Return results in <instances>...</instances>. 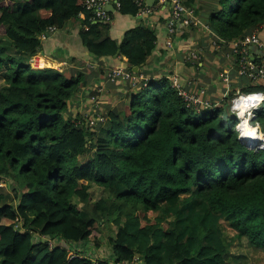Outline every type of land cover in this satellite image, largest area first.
Segmentation results:
<instances>
[{"label":"trees","instance_id":"16d2710c","mask_svg":"<svg viewBox=\"0 0 264 264\" xmlns=\"http://www.w3.org/2000/svg\"><path fill=\"white\" fill-rule=\"evenodd\" d=\"M84 1L0 0V183L14 184L10 202L0 193V264H246L231 252L242 242L256 253L249 264H264V139L243 144L229 110L233 96L264 92V82L237 77L222 106L198 112L165 77L124 81L102 120L71 116L92 71L33 69L49 28L76 21L88 56L124 58L133 75L157 39L144 24L112 39ZM219 1L208 25L222 41L264 25V0ZM119 13L137 9L121 0ZM250 125L264 137V102ZM92 186L105 194L94 203ZM110 218L103 255L100 226Z\"/></svg>","mask_w":264,"mask_h":264},{"label":"crops","instance_id":"0c3cea01","mask_svg":"<svg viewBox=\"0 0 264 264\" xmlns=\"http://www.w3.org/2000/svg\"><path fill=\"white\" fill-rule=\"evenodd\" d=\"M182 1L192 11L197 22V25L189 28L186 33L168 36L164 27V22L168 17V10L166 8H158L155 0H147L146 6L149 12L146 16L143 15V17L121 15L119 11L114 10L112 6L108 5L106 10L111 14L112 18L108 34L112 39L120 42L126 31L137 27L139 24L154 28L157 38L155 48L143 68H138L136 71L137 83L147 78L159 79L161 77H165L170 81L173 76H176L180 88L184 92L196 96L200 101V104L195 109L197 111H209L224 104L227 95L232 90L238 89L236 84L239 80L232 69L234 65L232 50L226 46L220 50L214 48V44L222 40L208 25V19L219 9L220 1ZM75 25H69L66 29L57 34L53 33L52 37H49L45 44V49L40 53L43 56L38 55L42 63L61 65L69 63L68 69H70V65L73 66L72 69L79 67L83 69V62H89L95 67L96 71H102L101 74L100 72L96 73L100 75L99 78H101V75L107 69L119 67L125 69L127 67L124 58L111 61L108 58L95 60L91 56H88L78 40ZM257 39L260 45H253L249 48L251 56L256 61L264 57V25L257 29ZM168 42L171 43L170 46H168ZM57 55H59L58 58L56 57ZM190 57L194 59L191 60ZM229 69L232 72L230 82L223 84L219 79V75ZM96 74L93 75L95 78H97ZM93 83H96V80ZM112 84L115 85V91L121 92V87H116L121 83ZM252 84L255 85L256 82H252ZM131 85L134 87L133 84ZM96 86L97 84L94 85V88ZM98 88H101V86L99 85ZM107 92L109 93V90ZM77 98L73 100V106L76 104ZM73 106H70L71 109Z\"/></svg>","mask_w":264,"mask_h":264},{"label":"built area","instance_id":"2783aa9c","mask_svg":"<svg viewBox=\"0 0 264 264\" xmlns=\"http://www.w3.org/2000/svg\"><path fill=\"white\" fill-rule=\"evenodd\" d=\"M130 1L137 9V16L143 17V15L146 16V14L149 12L146 6L147 0ZM155 2L158 8H166L168 10V17L164 22L165 31L168 36L181 35L186 33L192 26L197 25L194 14L184 5L182 0H155ZM108 5L112 6L114 10L119 11L121 7V0H85L83 9L87 12L88 20L92 23L110 24L112 18L111 14L106 10ZM78 17L83 19L85 18V14L81 13ZM49 30L51 32L50 34L55 32V28H49ZM167 44L170 46L171 43L168 42ZM253 45H260L257 39V30L240 40H234L228 43L219 40L217 44H214V48L220 50L222 47L226 46L232 50V60L234 62L232 69L238 78H246L252 82L263 81L264 57L256 61L251 56L249 48ZM31 59L34 67H41L39 61L40 58L38 55H35ZM190 59L193 60L194 58L190 57ZM106 71V79L110 82L121 83L120 81H129L134 86L137 83L136 76L124 68H110ZM231 73L232 72L229 69L219 75V79L223 82V84H228L230 82ZM169 82L171 87L178 90L179 95H181L187 106H193L196 108V106L200 104V101L196 96L190 95L180 88L178 78L176 76H173ZM252 97H264V92H257L253 94L239 93L233 96V98L230 100V112L235 114L240 119V121L243 119L248 123L250 119L254 118V112L264 102V99H252ZM254 128L259 127L256 125Z\"/></svg>","mask_w":264,"mask_h":264},{"label":"rangeland","instance_id":"374dc122","mask_svg":"<svg viewBox=\"0 0 264 264\" xmlns=\"http://www.w3.org/2000/svg\"><path fill=\"white\" fill-rule=\"evenodd\" d=\"M235 6H237V3L233 6V11L235 10ZM228 7H230L229 3L227 4V8ZM75 22L76 21L70 22V25L77 24ZM40 53L41 52H39L37 55H41ZM41 56H43V55H41ZM58 56L59 55H57L56 57L58 58ZM51 58H53V57H51ZM31 60L32 59H30L28 63L32 68H34L36 70L52 69V70L57 71L59 73H63L64 71H66V69L69 68V66H68L69 63L68 64L65 63V65L64 64L61 65V64H53V63L46 64L45 62L42 63L41 67L36 68L33 66ZM83 63H84V65H83L84 70H85V68H87L88 70H92V72H87V76H86L88 79V82H90V85H88L84 90H82V93L80 95H78L76 104L73 106L72 109H70V112H71L70 115L74 116L77 114L86 120H91L94 117H96L97 120H102L104 117H101V116L103 114L105 115L109 108L115 107L116 104L119 102L120 97L118 98L116 96V94H118L119 92L115 91L116 88H115V85L112 84L113 82H110L106 79L105 74L107 71H105V73L101 75V78H99L100 75L96 74L98 71L95 70V67H93V65L91 63L85 62V61ZM72 68H73V66L70 65V70H74ZM95 74L97 75V78H95L93 76ZM94 80H96V83L91 82ZM120 82L123 83L124 81H120ZM116 83H118V82H116ZM94 84H97V86L100 85L101 88H99V90H102V91H101V93L94 95V97H91V96H93L92 95L93 89L98 90L97 86L94 88ZM2 86H4V84H3V79L1 78V75H0V88H2ZM121 89H122L121 90L122 93H124L125 92L124 91L125 84H122ZM107 90H109V93L107 92ZM209 111H211V110H209ZM238 125H239V123L236 124L235 130L239 132V140L241 142H247V139L243 138V135L240 137L243 130L241 128L242 126L240 127L241 124L239 126ZM253 127H255V126H253ZM251 129L254 130V128H251ZM2 186H3V188H2ZM13 186H14V184L10 180H6L5 187H4V184H0V193L5 195V202L6 203L10 202L9 197L12 198V194H13L12 187ZM89 193L91 196L92 203L99 200V198L105 196L102 189L97 187V186H92L89 190ZM113 219L114 218H110L107 221H103V223L100 226L101 238L99 239L100 240L99 242H100L101 246H100V249L96 252L103 253V255L108 253L107 242L110 240L112 234L115 231V228L113 226ZM5 223H7V222L5 221ZM96 252L95 251L93 252L94 258L96 257ZM231 252H234L236 254H238V253L246 254L247 255V258L245 260L246 264L251 263L254 260V258L256 257V253L252 250H248V245L245 244L244 242L235 243L234 246L231 248Z\"/></svg>","mask_w":264,"mask_h":264},{"label":"bare ground","instance_id":"6f19581e","mask_svg":"<svg viewBox=\"0 0 264 264\" xmlns=\"http://www.w3.org/2000/svg\"><path fill=\"white\" fill-rule=\"evenodd\" d=\"M40 61V60H39ZM40 65L42 66V62L40 61ZM243 121V120H242ZM240 125V124H239ZM242 128V135L243 138L247 139V142H251L253 141H258L260 137V135L256 132V130L254 129V131L251 129L250 126H248V124H246L245 121H243V123H241L240 127Z\"/></svg>","mask_w":264,"mask_h":264},{"label":"clouds","instance_id":"9594fccd","mask_svg":"<svg viewBox=\"0 0 264 264\" xmlns=\"http://www.w3.org/2000/svg\"><path fill=\"white\" fill-rule=\"evenodd\" d=\"M34 69V68H33ZM125 70H127L126 68H125ZM128 71V70H127ZM252 99H264V97H252ZM230 102V101H229ZM216 108V107H215ZM230 110V109H229ZM258 110V109H257ZM256 110V111H257ZM200 111H203V110H200ZM200 111H198V112H200ZM255 111V112H256ZM204 112H208V110H206V111H204ZM255 112H254V117H255ZM233 114V113H232ZM235 115V114H234ZM237 117V116H236ZM237 119H238V123L240 124V122L241 123H243V119L240 121V119L237 117ZM253 119V118H252ZM252 119H250V120H252ZM250 120H249V122L247 123L245 120V122H246V124H248L250 127L252 126V125H250ZM239 126V125H238ZM254 126H256V125H254ZM241 128H243V127H241ZM251 128H254L253 126L251 127ZM255 130H256V132L260 135V137L261 138H259V140L258 141H251V142H249V145H251V146H257V145H259L262 141H263V139H264V137H263V134L260 132V130H259V128H254ZM254 131V130H253ZM242 136V133H241V135H240V137ZM1 184V183H0ZM3 187V186H2Z\"/></svg>","mask_w":264,"mask_h":264},{"label":"water","instance_id":"95a60500","mask_svg":"<svg viewBox=\"0 0 264 264\" xmlns=\"http://www.w3.org/2000/svg\"><path fill=\"white\" fill-rule=\"evenodd\" d=\"M138 70V67H134L133 69H132V72L133 73H136V71ZM245 140V139H244ZM242 143H244V144H246V145H249V142H242Z\"/></svg>","mask_w":264,"mask_h":264}]
</instances>
